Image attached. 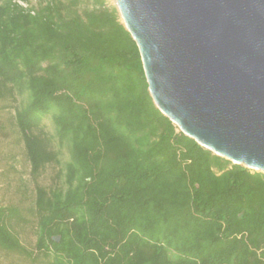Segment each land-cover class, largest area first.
Masks as SVG:
<instances>
[{"label":"trees","instance_id":"trees-1","mask_svg":"<svg viewBox=\"0 0 264 264\" xmlns=\"http://www.w3.org/2000/svg\"><path fill=\"white\" fill-rule=\"evenodd\" d=\"M0 112L55 169L0 204V264H264V174L156 107L113 2L0 0Z\"/></svg>","mask_w":264,"mask_h":264},{"label":"water","instance_id":"water-1","mask_svg":"<svg viewBox=\"0 0 264 264\" xmlns=\"http://www.w3.org/2000/svg\"><path fill=\"white\" fill-rule=\"evenodd\" d=\"M114 4L156 107L202 147L264 174V0Z\"/></svg>","mask_w":264,"mask_h":264},{"label":"rangeland","instance_id":"rangeland-1","mask_svg":"<svg viewBox=\"0 0 264 264\" xmlns=\"http://www.w3.org/2000/svg\"><path fill=\"white\" fill-rule=\"evenodd\" d=\"M114 3V0H109ZM23 5L35 3V0H19ZM9 115L0 112V125L7 126ZM55 169L46 170L37 178L32 179L29 174V165L26 162L22 148L17 141V134L11 131L6 135L0 134V204H22L26 203V196L31 194L34 185L49 184L54 176ZM26 184L25 192H22V183ZM25 196V197H24ZM23 242L32 243L33 236L27 233L23 236ZM1 264H13L9 259H3Z\"/></svg>","mask_w":264,"mask_h":264}]
</instances>
